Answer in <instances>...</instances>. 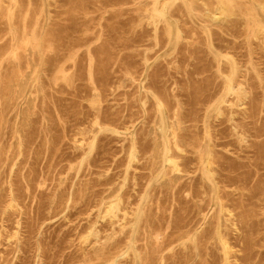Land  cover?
I'll use <instances>...</instances> for the list:
<instances>
[{"label": "rangeland", "instance_id": "374dc122", "mask_svg": "<svg viewBox=\"0 0 264 264\" xmlns=\"http://www.w3.org/2000/svg\"><path fill=\"white\" fill-rule=\"evenodd\" d=\"M210 1L0 0V264H264V0Z\"/></svg>", "mask_w": 264, "mask_h": 264}, {"label": "bare ground", "instance_id": "6f19581e", "mask_svg": "<svg viewBox=\"0 0 264 264\" xmlns=\"http://www.w3.org/2000/svg\"><path fill=\"white\" fill-rule=\"evenodd\" d=\"M3 1V0H2ZM6 1V0H5ZM212 1V0H211ZM210 1V2H211ZM217 1V0H216ZM251 1V0H250ZM187 2V1H186ZM207 2H209V1H207ZM219 2V1H218ZM218 2H216V3H218ZM222 2V1H221ZM225 2V1H224ZM205 3V2H204ZM254 3V2H253ZM208 4V3H207ZM257 4V3H256ZM208 6V5H207ZM210 6V5H209ZM212 6V5H211ZM220 6V5H219ZM219 6H218V8H219ZM193 8V7H192ZM213 9V8H212ZM193 10V9H192ZM209 10V9H208ZM216 10V9H215ZM210 11V10H209ZM208 11V12H209ZM212 11V10H211ZM16 12V11H15ZM8 13V12H7ZM6 13V14H7ZM207 13V12H206ZM212 13V12H211ZM210 13V14H211ZM16 14V13H15ZM15 17V16H14ZM216 18V17H215ZM223 18V17H222ZM8 19V18H7ZM14 24H15V21L13 22ZM15 26V25H14ZM13 28V27H12ZM27 29V28H26ZM15 30V29H14ZM14 32V31H13ZM17 32V31H16ZM27 32V31H26ZM41 32V31H40ZM32 33V32H31ZM42 34V33H41ZM40 34V35H41ZM26 35V34H25ZM27 36V35H26ZM25 37V36H24ZM15 38V37H14ZM43 38V37H42ZM43 40V39H42ZM27 41V40H26ZM40 41V40H39ZM38 44V43H37ZM43 44V43H42ZM43 46V45H42ZM42 50V49H41ZM239 61V60H238ZM240 67V66H239ZM229 74V73H228ZM61 75V74H60ZM244 76V75H243ZM62 77V76H61ZM57 78H58V76H57ZM245 78H246V75H245ZM234 83V82H233ZM241 83V82H240ZM243 83V82H242ZM244 84V83H243ZM245 85V84H244ZM237 86V85H236ZM240 88V87H239ZM241 89V88H240ZM234 90V89H233ZM238 90V89H237ZM245 90V89H244ZM247 90V89H246ZM240 91V90H239ZM238 92V91H237ZM242 93V92H241ZM247 93H249V92H247ZM244 95H245V93H244ZM246 97V96H245ZM228 98V97H227ZM227 100V99H226ZM229 101V100H228ZM227 103H229V102H227ZM221 108V107H220ZM222 111V110H221ZM213 146V145H212ZM214 150V149H213ZM235 225V224H234ZM225 243V242H224ZM225 245H227V243L225 244ZM230 245V244H229ZM229 247V246H228ZM230 249V248H229ZM231 250V249H230ZM226 251V250H225ZM229 252V251H228Z\"/></svg>", "mask_w": 264, "mask_h": 264}]
</instances>
